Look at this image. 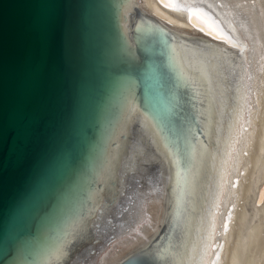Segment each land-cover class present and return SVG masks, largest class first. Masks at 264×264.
I'll return each instance as SVG.
<instances>
[{"label": "water", "instance_id": "water-1", "mask_svg": "<svg viewBox=\"0 0 264 264\" xmlns=\"http://www.w3.org/2000/svg\"><path fill=\"white\" fill-rule=\"evenodd\" d=\"M132 3L0 0V264H95L130 231L136 220L127 218L144 201L120 132L134 107L156 132L177 188L157 234L118 264H173L187 175L207 142L206 102L184 68L180 36ZM210 10L216 21L188 6L189 23L243 50Z\"/></svg>", "mask_w": 264, "mask_h": 264}, {"label": "bare ground", "instance_id": "bare-ground-1", "mask_svg": "<svg viewBox=\"0 0 264 264\" xmlns=\"http://www.w3.org/2000/svg\"><path fill=\"white\" fill-rule=\"evenodd\" d=\"M174 1L171 9L158 0L132 3L180 36L184 68L199 79L206 102L207 142L196 146L187 175V218L173 264H264V0H219L221 6L214 0ZM195 5L211 21L214 8L219 28L243 50L195 30L187 11ZM126 12L130 29L136 15L132 7ZM129 115L120 132L126 135L125 165L140 171L137 193L144 203L128 216L136 220L130 231L95 264H118L147 246L175 203L165 149L137 108ZM105 197L109 202L112 190Z\"/></svg>", "mask_w": 264, "mask_h": 264}, {"label": "snow or ice", "instance_id": "snow-or-ice-1", "mask_svg": "<svg viewBox=\"0 0 264 264\" xmlns=\"http://www.w3.org/2000/svg\"><path fill=\"white\" fill-rule=\"evenodd\" d=\"M166 7H170V6H174V5H165ZM194 14H195V10H193Z\"/></svg>", "mask_w": 264, "mask_h": 264}]
</instances>
